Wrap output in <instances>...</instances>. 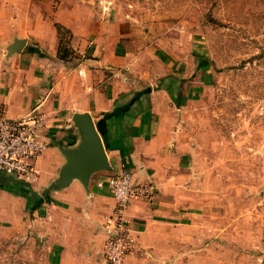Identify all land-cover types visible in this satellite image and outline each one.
I'll return each instance as SVG.
<instances>
[{
    "label": "crops",
    "instance_id": "crops-1",
    "mask_svg": "<svg viewBox=\"0 0 264 264\" xmlns=\"http://www.w3.org/2000/svg\"><path fill=\"white\" fill-rule=\"evenodd\" d=\"M70 2L0 0V109L13 119L42 113L48 143L35 183L0 186L7 264L17 237L22 264H105L118 202L97 182L123 168L154 189L150 199L134 198L125 209L133 249L124 264H187L190 242H198L186 232L200 215L188 199L190 143L182 123L188 77L155 55L148 34L77 16ZM58 25L66 31L63 44ZM16 40H25L24 48L9 54ZM77 112H89L99 125L111 169L96 172L88 189L79 179L53 188L66 163L60 148L80 139Z\"/></svg>",
    "mask_w": 264,
    "mask_h": 264
},
{
    "label": "rangeland",
    "instance_id": "rangeland-1",
    "mask_svg": "<svg viewBox=\"0 0 264 264\" xmlns=\"http://www.w3.org/2000/svg\"><path fill=\"white\" fill-rule=\"evenodd\" d=\"M64 1L115 31L148 34L155 55L188 77V199L200 215L186 232L198 242L187 264H264V0ZM9 238L0 230V264ZM12 243L22 264L20 237Z\"/></svg>",
    "mask_w": 264,
    "mask_h": 264
},
{
    "label": "built area",
    "instance_id": "built-area-1",
    "mask_svg": "<svg viewBox=\"0 0 264 264\" xmlns=\"http://www.w3.org/2000/svg\"><path fill=\"white\" fill-rule=\"evenodd\" d=\"M46 127L47 119L36 110L13 119L0 109V173L35 183L38 179L36 162L48 147L43 133ZM97 186L107 188L118 202L116 215L110 220L112 234L104 247L105 264H124L126 255L133 249L131 226L124 215L125 209L134 198H151L154 189L149 184L135 183L128 168L99 180Z\"/></svg>",
    "mask_w": 264,
    "mask_h": 264
},
{
    "label": "water",
    "instance_id": "water-1",
    "mask_svg": "<svg viewBox=\"0 0 264 264\" xmlns=\"http://www.w3.org/2000/svg\"><path fill=\"white\" fill-rule=\"evenodd\" d=\"M24 44L25 40H16L8 48V53L20 52ZM72 120L79 131L80 139L74 147L60 148L66 163L52 187L65 188L74 179H79L88 189L92 176L96 172L111 169L108 153L98 126L89 112H77Z\"/></svg>",
    "mask_w": 264,
    "mask_h": 264
},
{
    "label": "trees",
    "instance_id": "trees-1",
    "mask_svg": "<svg viewBox=\"0 0 264 264\" xmlns=\"http://www.w3.org/2000/svg\"><path fill=\"white\" fill-rule=\"evenodd\" d=\"M58 28V32H59V35H60V40H61V44L65 43V36H66V31H64V29L58 25L57 26ZM61 58L62 59H67L69 57V51L67 49H65V47L63 48V46H61ZM98 126V130L100 131L101 133V130L99 128V125ZM18 182L20 184H23V185H27L28 184L24 181V180H19L17 179L16 177L14 176H10V175H6L4 173H0V186L2 187L3 185H6V184H11L12 182ZM30 193L32 194V197H34V199L37 200V202H39L41 199L39 198V195L33 191L31 188H30ZM41 202V201H40Z\"/></svg>",
    "mask_w": 264,
    "mask_h": 264
}]
</instances>
